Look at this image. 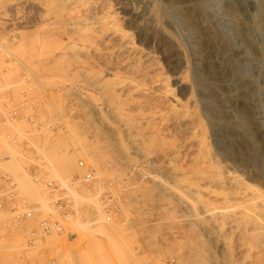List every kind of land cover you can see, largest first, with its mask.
I'll list each match as a JSON object with an SVG mask.
<instances>
[{
    "label": "rangeland",
    "instance_id": "obj_1",
    "mask_svg": "<svg viewBox=\"0 0 264 264\" xmlns=\"http://www.w3.org/2000/svg\"><path fill=\"white\" fill-rule=\"evenodd\" d=\"M62 1L0 0V108L6 103L15 110L14 127L3 134L32 131L22 153L5 147L11 160L2 167L18 183L19 196L40 211L19 227L11 223L8 209L0 210V264H33L35 259L39 264H264V243L250 229L252 219L264 226V183L254 172L264 169V16L259 0H98V6L109 2L118 17L124 10L139 15L135 22L126 15L122 24L174 92L170 109L168 102L155 101L152 89L121 91L117 102L133 119L124 122L93 86L92 59L77 54L68 41L71 33L64 29L74 15ZM35 33L49 45L44 55L37 54ZM128 85L122 89L132 88ZM30 115L35 125L45 126L41 132L27 124ZM199 140L206 144L200 154ZM62 158L67 165L59 169ZM80 160L96 174L92 186L72 184L84 174ZM203 161H209V173L197 183ZM28 164L72 199L68 217L54 208L52 193L32 181L31 172L23 169ZM105 182L119 196L118 210L112 208L110 220L101 222L113 224L112 240L86 233L79 242L71 235L74 222H91L99 213L106 217L101 201ZM82 197L95 198L98 209L93 199ZM47 215L60 221L63 234L28 249L25 231L36 229Z\"/></svg>",
    "mask_w": 264,
    "mask_h": 264
},
{
    "label": "bare ground",
    "instance_id": "obj_2",
    "mask_svg": "<svg viewBox=\"0 0 264 264\" xmlns=\"http://www.w3.org/2000/svg\"><path fill=\"white\" fill-rule=\"evenodd\" d=\"M97 1L98 0H63L62 1V6L67 7L68 11L73 12L74 17L70 18V23H68L67 25H70V27H65V31H69V33H71V36H68V41L71 40L74 48V51L77 54L80 53H86V58H88L89 60L92 59L93 64H90L89 62L88 65L90 64V66H93V86H95V88L97 87L98 90L101 92L102 97H103V101L106 103L107 108H109L112 112H114L115 114L113 115H117L114 117L119 118L120 120H122L124 122V120H133L130 119L129 115L127 114V112H122L121 111V103L117 102L120 101L119 97V93L121 91H127V93L131 92L133 89L134 90H138L141 87L143 93L147 90H151L152 91V95L155 98V101H165L168 102V104L170 105V109L173 106L172 105V101L173 98H171L173 95V89H171V85H168L169 81L167 80V78L165 79L164 77H160L158 75V73L154 70L153 68V60H150V56L149 53H145L140 46H138L136 44V41L134 40V38H132V36L125 30L126 28L123 26L122 21L123 18L129 17L130 19H132L133 22H135L137 20V16H139L136 12L133 11H126V10H122L123 14L118 17L116 13H114V9L113 11L110 10L111 6H109V2H103L102 4L99 3V6L97 5ZM100 1V0H99ZM45 2V1H44ZM49 2V1H48ZM52 2V1H50ZM55 2V1H54ZM59 2V0H58ZM58 2L57 5H58ZM101 2V1H100ZM55 3V4H56ZM258 3V2H257ZM52 4V3H51ZM61 4V2H60ZM53 5V4H52ZM260 6V12L262 13L261 15L264 16V0H259V4ZM257 5V6H258ZM56 6V5H55ZM125 6V5H124ZM126 7V6H125ZM132 7V6H131ZM121 8V7H120ZM119 8V10H120ZM127 8V7H126ZM62 9V8H61ZM123 9V8H122ZM230 9V8H229ZM32 10V9H31ZM132 10V9H131ZM65 12V11H64ZM67 12V11H66ZM119 12V11H118ZM121 12V11H120ZM63 13V11H62ZM69 14V12H67ZM66 13V14H67ZM157 13V12H156ZM228 13V12H227ZM64 14V15H66ZM77 14V15H76ZM71 16V14H69ZM120 15V14H119ZM154 16V15H153ZM158 16V15H157ZM139 18V17H138ZM63 19V18H62ZM67 19V18H66ZM68 20V19H67ZM121 20V22H119ZM63 21V20H62ZM238 21V20H237ZM64 22V21H63ZM63 24V23H62ZM258 24V23H257ZM264 28V27H262ZM68 33V34H69ZM169 33V32H168ZM18 36V35H17ZM16 36V37H17ZM141 36V35H140ZM171 36V35H170ZM139 37V36H138ZM173 37V36H172ZM18 38V37H17ZM34 41L36 46L38 47L37 54L38 55H44L46 52V48L49 46L46 43L41 44V39L39 36V33H35L33 35ZM143 38V37H142ZM152 38V37H151ZM171 38V37H170ZM174 38V37H173ZM19 39V38H18ZM17 39V41H18ZM139 41V40H138ZM263 41V40H262ZM175 42V41H174ZM173 42V43H174ZM49 43V42H48ZM71 45V44H70ZM263 45V43H262ZM182 48V47H181ZM185 51V50H184ZM33 52V51H32ZM31 53V52H30ZM185 54V53H184ZM82 55V54H81ZM197 55V54H196ZM20 56V55H19ZM28 56V55H27ZM80 56V55H79ZM85 57V54L83 55ZM91 56V57H90ZM185 56V55H184ZM195 56V55H194ZM81 57V56H80ZM183 57V56H182ZM198 57V56H196ZM195 57V59H196ZM78 58V55H77ZM85 58V59H86ZM189 58V57H188ZM187 58V59H188ZM14 59H16L15 61L20 63L21 65H23V67L25 69H27L28 71L30 70L29 67L27 65H25L24 63H22L18 57H14ZM81 59V58H80ZM83 59V58H82ZM190 59V58H189ZM194 59V60H195ZM84 60V59H83ZM155 60V59H154ZM185 60V59H184ZM199 60V59H197ZM85 61V60H84ZM83 61V62H84ZM91 61V60H90ZM187 61V60H186ZM85 62V63H86ZM100 62V63H99ZM185 62V61H184ZM183 62V64L185 65V63ZM200 62V61H199ZM98 63V64H97ZM174 63V62H173ZM181 60H180V64H181ZM189 63V62H188ZM198 63V62H197ZM84 65V63H82ZM190 64V63H189ZM193 64V62H192ZM86 65V64H85ZM87 65V66H88ZM179 65V64H178ZM181 66V65H180ZM194 66V65H193ZM95 67L97 69H95ZM188 67V66H187ZM176 68V66H175ZM179 68V67H177ZM189 68V67H188ZM183 69V68H182ZM188 70V69H186ZM71 72V71H70ZM89 72V71H88ZM103 72H105L107 75H109L111 77V80H108L107 77L103 78L101 77V75H103ZM86 73V72H85ZM113 78V79H112ZM168 81V82H167ZM130 84V86H132V88L128 85ZM128 85L130 88H126V89H122L125 88ZM152 86V88L148 87ZM217 85V84H216ZM149 88V89H148ZM139 92H141L139 90ZM138 92V93H139ZM135 93V92H134ZM149 94V93H148ZM148 94H146L148 96ZM126 95V92H125ZM124 95V96H125ZM135 95H137L135 93ZM150 95V94H149ZM139 96V95H138ZM142 97V96H139ZM139 97H136L137 100L139 99ZM144 97V96H143ZM150 97V96H148ZM176 97V96H174ZM133 98V96H132ZM132 98L130 97V99L132 100ZM147 98V97H146ZM145 98V99H146ZM178 98V97H177ZM129 99V98H128ZM143 99V98H142ZM152 99V98H151ZM126 100V99H125ZM141 100V98H140ZM139 100V101H140ZM149 100V99H148ZM172 100V101H171ZM175 100V98H174ZM177 100V99H176ZM146 101V100H145ZM152 101H154L152 99ZM178 101V100H177ZM180 101V100H179ZM133 102V100H132ZM137 102V101H136ZM131 103V102H129ZM145 103V102H144ZM147 103V102H146ZM149 103V101H148ZM164 103V102H163ZM162 103V104H163ZM191 103V101H190ZM189 103V104H190ZM124 104V102H123ZM128 105V104H127ZM156 105V104H155ZM160 106V104H157V106ZM167 105V103L165 104V106ZM175 105V104H174ZM186 105V104H185ZM156 106V107H157ZM158 106V107H159ZM168 106V105H167ZM106 107V106H105ZM124 107H126V105H124ZM154 107V106H152ZM175 107H173L172 112L175 113L177 110L174 109ZM182 108H184V106H182ZM199 108V107H198ZM161 109V108H160ZM159 108L157 110H160ZM95 110V109H94ZM101 110V109H100ZM108 110V109H107ZM151 110V109H150ZM156 110V108H155ZM162 110V109H161ZM160 110V111H161ZM165 110V109H164ZM164 110H162L161 112H164ZM168 110H169V106H168ZM167 110V112H168ZM186 110V109H185ZM182 110V111H185ZM110 111V112H111ZM149 111V110H148ZM158 111V112H160ZM170 111V110H169ZM181 111V110H180ZM133 112V111H132ZM145 112V111H144ZM154 112V111H153ZM136 113V112H135ZM165 113V112H164ZM169 113V112H168ZM181 113V112H180ZM186 113V111H185ZM184 113V115H186ZM189 113V111L187 112V114ZM112 114V113H111ZM156 114V113H155ZM157 114H162V113H157ZM102 115V114H101ZM131 115V114H130ZM158 115V116H159ZM189 115V114H188ZM226 115V114H225ZM154 116V115H153ZM163 117L166 116L162 115ZM174 116V115H173ZM176 116V115H175ZM182 116V114H181ZM191 116V115H190ZM160 117V116H159ZM161 117V121L162 118ZM168 118V116H166ZM97 118V117H96ZM106 118V117H105ZM133 118V117H132ZM142 118V117H141ZM158 118V117H157ZM171 118V117H170ZM173 118V117H172ZM171 118V119H172ZM175 118V117H174ZM194 118V117H193ZM135 119V118H134ZM178 119V117H177ZM183 119V116H182ZM154 121V117L152 119ZM158 120V119H157ZM241 120V119H240ZM152 121V122H153ZM160 121V119H159ZM178 121V120H177ZM176 121V122H177ZM183 121V120H182ZM181 121V122H182ZM120 122V121H119ZM128 122V121H127ZM175 122V121H174ZM190 122V121H189ZM192 122V121H191ZM126 123V121H125ZM155 123V121H154ZM160 125L161 123L158 122ZM171 124V121L169 122ZM152 124V123H151ZM157 124V123H156ZM166 124V123H165ZM168 124V123H167ZM166 124V126H167ZM175 124V123H174ZM190 124V123H189ZM164 124H162L163 126ZM173 125V124H172ZM176 125V124H175ZM186 125V124H185ZM184 125V126H185ZM151 126V125H150ZM154 126V124H153ZM163 126V127H166ZM183 126V127H184ZM188 126V125H187ZM193 126V125H192ZM158 127V126H157ZM162 127V128H163ZM172 127V126H171ZM170 127V128H171ZM178 127V124H177ZM175 127V128H177ZM131 128V127H130ZM153 128V127H152ZM167 128V127H166ZM165 128V129H166ZM169 128V127H168ZM169 128V129H170ZM182 128V126H181ZM117 129V128H116ZM159 129V128H158ZM174 129V128H173ZM178 129V128H177ZM177 129H175V131H177ZM185 129V128H184ZM194 129V127H193ZM196 129V128H195ZM134 130V129H133ZM161 130V129H159ZM167 130V129H166ZM169 131V130H167ZM171 131V129H170ZM181 131V130H180ZM183 131V130H182ZM196 131V130H195ZM162 132V131H161ZM172 132V131H171ZM186 132V131H185ZM188 132V130H187ZM190 132V131H189ZM191 132H193V130L191 129ZM190 132V133H191ZM158 133V131H157ZM169 133V132H168ZM174 133V132H173ZM183 133V132H182ZM189 133V134H190ZM195 132H193L194 134ZM97 134V133H96ZM100 134V133H99ZM103 134V132H102ZM162 134V133H161ZM178 134V133H177ZM192 134V135H193ZM188 135V134H187ZM191 135V136H192ZM190 135H188L187 137H189ZM201 136V135H200ZM203 136V135H202ZM186 137V136H185ZM162 138V137H161ZM165 138V137H164ZM195 138V137H194ZM199 138V137H198ZM133 139V138H132ZM167 139V138H166ZM200 139V138H199ZM105 140V139H104ZM195 140V139H194ZM205 140V138H204ZM161 141V140H160ZM159 141V142H160ZM165 141V140H164ZM158 142V141H157ZM152 143V142H151ZM183 143V142H182ZM193 143V142H192ZM239 143V142H238ZM205 141L199 140L198 144L196 147L197 152L202 153V150L204 149ZM191 146V145H190ZM151 147V146H150ZM169 147V146H168ZM189 148V147H188ZM169 149V148H168ZM194 149V147L192 148V150ZM208 149V148H206ZM205 152H203V155H206V150H204ZM196 152V150H195ZM196 152V153H197ZM197 155V154H196ZM203 155H200L202 157H205ZM228 156V154H227ZM196 157V156H195ZM202 157L200 158V161ZM194 158V157H193ZM206 158V157H205ZM209 158V156H208ZM207 158V159H208ZM222 158V157H221ZM197 159V158H196ZM204 159V158H203ZM225 160V159H223ZM205 161V160H204ZM201 163V166L198 167L197 171H198V176L196 177L197 183L200 182V180H204L207 175L206 173H209V164L207 161ZM212 162V161H211ZM167 163V162H166ZM169 163V162H168ZM192 163V162H191ZM208 164V165H207ZM67 165V159L66 158H62L59 161V169H64L65 166ZM194 165V164H193ZM212 165V164H211ZM210 165V168H211ZM229 165V164H228ZM261 165V164H260ZM233 168V167H232ZM255 169V173L256 175H258V177H260L261 179H263V183H264V169H261V166H259L258 168H254ZM218 171V170H217ZM217 174V172H216ZM172 175V174H171ZM255 175V174H254ZM215 176V175H214ZM212 179V178H211ZM207 180V179H205ZM204 180V181H205ZM209 180V179H208ZM214 180H216L214 178ZM196 181V180H195ZM213 181V180H212ZM203 182V181H202ZM196 183V184H197ZM262 183V181H261ZM163 186V185H162ZM199 186V185H196ZM171 187V186H170ZM188 188V187H187ZM189 190V189H188ZM162 193V192H161ZM78 197V196H77ZM83 198V197H82ZM81 198V199H82ZM83 199H86V197H84ZM87 199H89L90 201H92L93 198L90 199V197H88ZM86 199V200H87ZM95 199V198H94ZM93 199V205L94 208H96V210L98 209V204L96 202V200ZM205 207V206H204ZM264 208V207H263ZM245 212V211H244ZM99 213V210H98ZM248 214V213H247ZM248 216V215H246ZM245 216V217H246ZM244 219V217H242ZM254 218V217H253ZM211 219V217L209 218ZM213 219V218H212ZM95 220V221H94ZM94 220H92L91 222H86V223H82V222H74L75 224V232L71 235L73 236H78V240L79 242L85 241L86 239V233H100L98 236L102 239L105 240V238H108V242H110V240H112V235H113V224H105V226L103 224H101V222H107L105 221V218L102 216L101 213H99L97 215V218H95ZM216 220V218H215ZM203 222V221H202ZM213 222V221H212ZM250 222V221H249ZM91 223V224H90ZM99 225H94V224H98ZM207 223V222H206ZM248 223V222H247ZM214 224V222H213ZM91 225H94L92 228ZM248 225V224H247ZM233 226V225H232ZM250 229L253 230V235L254 238H256L257 240H259L261 243H264V226L256 221L255 219H252L250 222ZM256 236V237H255ZM69 239L74 240V238H72V236L69 237ZM110 244V243H109Z\"/></svg>",
    "mask_w": 264,
    "mask_h": 264
},
{
    "label": "built area",
    "instance_id": "obj_3",
    "mask_svg": "<svg viewBox=\"0 0 264 264\" xmlns=\"http://www.w3.org/2000/svg\"><path fill=\"white\" fill-rule=\"evenodd\" d=\"M26 122L28 125H32V128L36 133L42 131L45 127L42 124H34V118L26 116ZM23 119V118H22ZM13 121H15V110L11 105L3 104L0 108V210L8 209L11 214V223L16 226H22L25 222L34 218L35 214L40 215V211H37L36 207H31L26 198L22 195L19 196L20 189L18 183L13 177L2 167L3 163L11 160V155L5 151V147L12 148L18 153H22L24 149H27L28 140L31 134V127L24 129L20 134L16 132L3 134L5 128L10 129L14 127ZM47 129V127H46ZM11 130V129H10ZM33 136V135H32ZM78 167L84 171L81 178L75 176L72 180V184L80 183L85 186H92L96 180V174L93 168L89 165H85L83 161H78ZM24 170L30 171L32 181L52 193L51 203L55 209H61L64 213V217H68L70 210H72L73 201L65 195V190L60 188L59 184L49 179L47 176H40L36 173L35 166L29 165L23 167ZM104 191L102 193L101 201L102 208L105 210V220L108 222L112 216L110 210H118L119 196L113 192V188L109 182L103 184ZM18 205L23 206L22 209H18ZM70 209V210H69ZM68 212V213H67ZM63 234L62 225L59 220L52 218L50 215L40 219L38 221V227L36 229L25 231V243L28 249H37L40 243L45 241V238ZM33 264H39L35 259Z\"/></svg>",
    "mask_w": 264,
    "mask_h": 264
}]
</instances>
